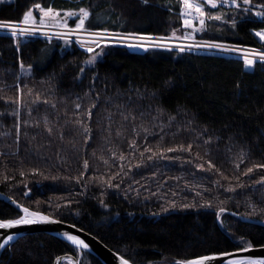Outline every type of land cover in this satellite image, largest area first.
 <instances>
[{"label":"trees","instance_id":"obj_1","mask_svg":"<svg viewBox=\"0 0 264 264\" xmlns=\"http://www.w3.org/2000/svg\"><path fill=\"white\" fill-rule=\"evenodd\" d=\"M37 2L64 10L89 7L93 15L90 22H86V27L91 30L106 28L115 33L133 32L161 37L169 35L174 27L181 26L178 0H149L148 4H143L141 0H12L0 3V20L18 21L22 13ZM253 3H264V0H253ZM218 10L224 11L223 6L215 11ZM240 13L244 19L236 16V29L226 26L218 34L212 30L213 36L205 39L260 48L261 44L253 32L264 29V17ZM19 45L20 52L17 53L9 35L0 33V86L15 82L12 73L19 71V60L25 66L34 65L31 79H25L21 74V80L30 87L34 84L41 87L37 82L52 73L56 74L54 83L58 84L56 109L40 105L30 116L29 109L23 107L22 121H42L47 114L53 123L59 121L62 124L64 112L67 111L69 116L72 114L78 97L83 98L85 108L91 102L85 93L93 99L98 94L99 100L91 121L94 130L91 143L83 146L79 153L61 151V155L67 154L71 159L70 170L66 165L55 166L58 164L57 150L63 149L64 145L48 136L42 122L39 128L26 127L22 123L17 156H0V172H6L10 177L3 182L0 176V195L10 196L32 210L79 226L131 264H174L176 259L226 252L247 247L249 243L252 246L264 245V226L248 220L264 221V212L261 211L264 209V188L257 187L255 192L238 189L235 193H227L212 183L220 179L227 187L228 183L220 176L200 172L194 165L181 163L195 157L197 151L202 153L203 148L194 147L191 157L187 153L175 154L180 156V160H159L151 166L133 167L120 189H105L93 183L85 190L74 181L69 183L62 178H50L76 176L83 170L84 159L91 164V170L85 173L86 178L119 170L118 164L109 168L98 159L104 146L102 137L106 134L102 131L107 124L104 116L106 111L114 112L117 104H126L137 114L148 110L149 106L151 115H156L157 108L164 110L158 121L153 122L150 116L136 121L137 125L143 123L155 135L154 139L149 137L148 145H156L161 134L165 135V147L202 143L212 137L214 162L229 176L233 175L232 165L241 148L251 150L249 161L241 171L253 162H261L264 157V63L257 62L252 70H246L242 59L237 56L155 48L135 51L126 46L113 45L106 48L95 65H83L88 70L81 79H76L80 62L90 54L74 41L65 44L59 38L49 40L45 36H26L19 39ZM45 49L46 54L42 56L41 50ZM13 95V89L0 92V96ZM11 112L12 108L0 100V114H3L0 115V132L13 128L15 120L8 115ZM169 115L176 117L170 128L167 127ZM114 120L113 136L119 127V116ZM161 124L165 126L163 133ZM131 127V124L126 125L128 130L115 141L119 151L126 154L129 151L128 140L137 139L140 151L145 144V134L141 131L137 137L131 132ZM178 127L182 131L173 137L172 133ZM14 135L13 131L7 138L0 136V151L5 150L6 145L16 149ZM74 136L77 140L82 139L77 133L66 131L65 144ZM217 138H220L219 143ZM37 145L45 147L38 153ZM228 146H232L231 152H226ZM41 154L47 159L41 158ZM104 156L111 164L110 153L105 152ZM20 160L24 161L22 166ZM138 162L139 151L124 161L125 170L128 164ZM5 163L7 170L3 167ZM20 167L25 171L38 167L49 179L32 175L21 177L17 171ZM153 173L156 175L153 176ZM260 175L264 172L254 174L252 179H259ZM116 182L119 183L120 179L117 178ZM244 183L250 184L251 181L245 180ZM25 184L31 189L29 197L23 195L28 190ZM80 192L84 195H75ZM173 192L178 195L173 196ZM197 192H200L199 196ZM69 196L74 199L71 207L56 211L55 204L63 205L64 198ZM101 199L107 207L101 205ZM171 200H175L177 207L162 212L161 208L168 207L167 201ZM205 201H210L213 206L181 207L182 204L199 205ZM221 201L224 203L221 204ZM249 201L256 207H251ZM219 207H224L226 212L218 221L216 212ZM20 214L14 205L0 199V219H12ZM68 252L76 256L80 264H101L85 250L77 251L70 243L40 232L22 236L7 245L0 256V264H52L58 255ZM62 264L69 263L64 261Z\"/></svg>","mask_w":264,"mask_h":264},{"label":"snow or ice","instance_id":"obj_2","mask_svg":"<svg viewBox=\"0 0 264 264\" xmlns=\"http://www.w3.org/2000/svg\"><path fill=\"white\" fill-rule=\"evenodd\" d=\"M143 4H148L149 0H141ZM0 3H4V0H0ZM232 5V11L234 15L228 17L227 12L225 11H216L215 14L212 10H217L219 7L224 5ZM179 5V18L182 22V29L184 30L183 36H177V29H173L171 36H161L155 37L151 34H141V33H115L111 32L106 28H97L96 30H91L86 27V22H90L92 18V11L89 7H79L77 10H64L57 9L51 5L44 6L42 2H37L31 5L27 10L22 13V17L18 21L10 20H0V31H5L8 33L9 38L13 41L15 45V50L17 53L20 52L19 39L21 37L33 36L36 34H41L47 37L49 40L52 39V36L62 39L65 44L70 43L71 37H76L77 43L81 48H84L85 51L90 54L88 58L79 65V73L77 74L76 79H81L83 74L86 73V69L83 65L93 66L95 65L97 58L101 53L97 52V48L107 47L110 43L116 42L120 44H127L128 47L140 48L144 51L149 49H168V50H178L184 52L186 49H216L225 53H237L241 54V59L245 68H252L256 65L257 62L264 63V29L255 30L253 32L254 37L258 38L261 47L260 48H248L241 47L238 45H226L219 40H206L202 43H195L194 33L198 32H207L209 30H214L217 33H222V27H215L216 22H220L221 25H227L232 29L237 28V19L236 16H240L241 19H244V16L241 15L240 9L243 7L244 14H251L255 17H264V3L254 4L253 0H178ZM170 10V9H169ZM38 12V17L34 13ZM75 18L74 26L69 25V20ZM177 40L183 41L184 43H176ZM133 41L135 43H133ZM46 49L41 50L42 56L46 54ZM19 71L17 73H12L15 77V82L13 84L3 83L0 86V92H4L6 89H13V96H0V100H3L12 108V112L8 113L11 115L15 123L12 129H9L7 132H0V136L7 138L14 131L15 135L13 138V144L16 145V149L13 150L10 145L5 146V150L0 151V156L5 158L16 157L19 151V145L21 141V124L23 123L26 127H36L39 128L41 122L45 132L49 137L56 138L64 145L63 149H58L56 153V159L58 164L55 166H67L68 170L71 169V159L65 154L61 155V151L67 153L69 150L79 153L83 146L89 145L93 139V128L91 126V121L93 119L94 110L98 106L99 95L93 99L89 96V93H85L91 102L85 108L83 104V98L78 97L77 102L74 103V111L69 116L68 112H64V121L59 123L56 121L53 123L52 120L48 118V115L34 121L23 120L21 119V108L27 107L29 109V115L36 110L40 105H46L51 107L53 110L56 109V97L55 93L58 88V84L54 83L57 79L56 74L52 73L51 75L45 77L44 79L38 81L37 83L41 87H37L36 84L29 86L23 80H21V74L25 79H31L33 76V64L27 66L24 65L22 60L18 61ZM63 72V69L61 70ZM2 83V82H0ZM239 87V85H237ZM156 115H151V106L148 110L140 111L137 114L136 110H129L126 104H117L115 106V111H106L104 119L107 121V124L102 128V131L106 134L102 137L104 141V146L101 148V155L98 158L105 166L111 168L118 164V171L114 173H106L98 176H92L91 178H86L85 173L91 170V164L88 159L83 160L82 171H79L76 176L67 175L64 177L60 176H51L52 180L64 179L66 182H75L77 185H82L86 190L90 184H98L105 189H120L124 178L129 176V172L133 167L141 168L144 166H151L152 163L159 160H180V156L175 155L177 153H187L190 157L194 147L199 149L203 148L204 151L201 153L197 151L195 157L191 159L182 160V164L194 165L195 169L204 173H211L213 175H218L222 178L223 181L228 183L227 187H224L220 179L213 181L212 183L219 188H222L224 192L235 193L237 190L241 191H252L255 192L257 187L264 188V175H260L259 179L253 180L252 177L254 174L264 172V157H262L261 162H253L251 166L247 167L245 170L241 171L243 165L248 163L250 158V149L241 148L237 153L235 161L232 165V176L225 175L221 168L217 167L214 162L215 157L212 155V144L213 138L209 137L206 140H203L202 143L189 142L187 145L184 143L177 144L173 147H165V135H160V140L156 145H148L147 140L149 137L155 138V135L150 132V129L146 127L143 123L140 125L136 124V121L144 120L146 117L150 116L153 122L158 121L164 115V110L162 108H157L155 110ZM3 115V114H0ZM57 115H59L57 113ZM119 116V127L117 128L115 135L112 133V125L116 123L114 117ZM176 117L169 115L168 121L169 124L167 127H171L175 122ZM191 124V121L188 122ZM131 124V132L135 136H139L142 131L145 136V144L140 151L141 145L138 143L137 139H131L127 141L128 154L123 151H119L116 147L115 141L119 140L125 131L128 129L126 125ZM153 126H156L153 124ZM161 132L163 133L164 125H159ZM71 131L77 133L81 140H77L74 136L72 139L67 141L65 144V132ZM182 131L181 128H177L175 133H172V136L175 137ZM26 135V134H25ZM35 140V137H32ZM217 138L216 142L219 143ZM111 145V147H109ZM50 146V145H49ZM45 145H37V152L41 148H44ZM232 146L226 148V152H231ZM139 151V162L135 165L128 164L127 170H125L124 161L129 158V155H132ZM110 153L111 164L108 158H105L104 153ZM173 154V155H169ZM93 156H96L95 151ZM41 158L43 157L41 154ZM195 161H202L200 163H195ZM19 164L22 166L24 164L23 160L19 161ZM206 165V166H205ZM5 170H7V164L3 165ZM19 176L26 177L28 175L32 176H41L43 179H49L48 176L44 174L38 167H33L27 171L23 167L17 169ZM156 173H153L155 176ZM0 176L3 177V182H7L10 177L6 172H0ZM117 178L120 179V182L117 183ZM245 180L251 181L250 184L244 183ZM233 181L235 183L233 184ZM37 183H40L37 181ZM134 183H137L134 181ZM24 187L28 189L23 193L25 197H29L31 189L28 188V185L25 184ZM131 191V187L128 189ZM210 191V190H205ZM75 195L82 196L83 192L76 193ZM104 193H101L103 196ZM156 195V193H152ZM173 196L178 195V193L173 192ZM197 196L200 195V192L196 193ZM12 205H15L16 209L22 213L17 218L14 219H0V229L2 230H11L18 228L20 226L34 225L38 223L45 224H59L62 221L60 219L54 218L52 215H45L41 211L30 210L29 207L24 206L23 204L17 203L12 197H6ZM65 203L63 205L57 203L55 204V210L59 211L61 208H70L74 202L72 196L64 198ZM264 199V197H262ZM78 203V201H75ZM39 203V202H38ZM102 206L107 207L103 199L100 200ZM224 202L221 201V204ZM250 206L255 208L256 204L249 201ZM168 207H162V212L169 211L170 208H176L177 204L175 200L167 201ZM51 206V205H50ZM213 205L210 201H205L202 204H182L183 208L190 207H203L211 208ZM264 212V209H261ZM226 212L224 207H219L216 212L217 220L219 221L221 215ZM235 215V214H233ZM223 227V223L221 222ZM71 227H75L72 225ZM64 240L69 242L74 248L78 251L81 249H87L89 245L81 239L78 235L71 234L67 231L61 233ZM14 239V235L5 233L3 236H0V248H5L9 243ZM242 239V238H241ZM252 248V245L249 243L247 247L239 248L238 252H249ZM232 257L228 260V264H264V258H252V257H240L237 256V253H221V254H205L196 256L193 258L187 259H176L174 264H210L212 261L218 260L220 257ZM59 259V258H58ZM69 264H80L79 260H74L69 257ZM119 264H130L129 260L125 259L123 256L119 257Z\"/></svg>","mask_w":264,"mask_h":264},{"label":"water","instance_id":"obj_3","mask_svg":"<svg viewBox=\"0 0 264 264\" xmlns=\"http://www.w3.org/2000/svg\"><path fill=\"white\" fill-rule=\"evenodd\" d=\"M0 199L8 201L6 199V197L3 195H0ZM8 202H10V201H8ZM30 210H32V209H30ZM33 211H35V210H33ZM44 214L48 215L46 213H44ZM12 219H14V218H12ZM248 220L252 223L264 226V221H262V220H250V219H248ZM61 221L62 222L59 224L38 223V224H34V225L20 226L18 228L11 229V230L0 229V236H3L5 233L12 234V235H14V239L11 242H13L22 236L40 232V233H46V234H49V235H52V236H55V237H58V238L64 240L61 233L64 231H67L71 234L78 235L81 239H83L89 245V247L87 249H82V250H85L86 252L91 254L93 257H95L97 260H99V262L101 264H119V257H121V255L119 253H117L116 251H114L113 249L109 248L105 243H103L95 235L89 233L88 231L80 228L79 226H77L75 224L68 223V222L63 221V220H61ZM72 225H75V227H71ZM4 249L5 248H0V256H1ZM237 250L238 249L230 250V251H226V252H220V253H211V254H217L218 255L221 253H237V256H240V257L264 258V245L252 246V248L249 252H238ZM69 257L73 258L74 260H79L76 256H74L73 254L68 252L65 254L58 255L53 260L52 264H62V262H64V261L69 262V260H68ZM231 258L232 257H227V256L220 257L218 260L210 262V264H228V260Z\"/></svg>","mask_w":264,"mask_h":264},{"label":"rangeland","instance_id":"obj_4","mask_svg":"<svg viewBox=\"0 0 264 264\" xmlns=\"http://www.w3.org/2000/svg\"><path fill=\"white\" fill-rule=\"evenodd\" d=\"M12 0H4V2H11ZM228 6H232L231 4H229V5H224L223 6V8H224V11L225 12H227V15H228V17H232L233 15H234V12L231 10L232 8H229ZM215 11V10H214ZM218 11H223V10H218ZM216 12V11H215ZM215 12H213L214 14H215ZM240 12H242L243 13V7L240 9ZM35 15H37V17H38V12H36V13H34ZM244 14V13H243ZM245 15H251V14H245ZM74 23H75V18H72V19H70L69 20V25L70 26H74ZM227 25H221L220 24V22H216V25H215V27H222V28H225ZM173 29H177L178 31H177V36L179 37V36H183L184 35V30L182 29V22H181V26H179V27H177V28H173ZM173 29H171L170 31H169V35H167V36H171V33H172V30ZM216 32V31H215ZM214 32V35L215 36H217V34ZM0 33H5V34H8L7 32H5V31H0ZM33 36H43V35H41V34H36V35H33ZM167 36H165V37H167ZM194 36H195V43H202L203 41H206L207 39H205V37L207 38V37H211V36H213V31L212 30H209V31H207V32H198V33H194ZM52 37H54V38H57V37H55L54 35L52 36ZM70 40H72V41H74L79 47H80V45L77 43V41H76V37H71V39ZM133 43H135L134 41H133ZM176 43H184L183 41H180V40H177L176 41ZM224 43V42H223ZM226 45H229V46H231V45H233V44H229V43H225ZM113 45H121V46H126L127 48H129V49H131V50H135V51H144V50H142V49H140V48H136V47H128L127 46V44H120V43H116V42H112V43H110L107 47H109V46H113ZM235 45V44H234ZM239 46V45H238ZM107 47H101V48H97L96 49V51L97 52H99V53H101L100 55H99V57L97 58V61L98 60H100L101 58H102V56H103V54H104V52H105V50H106V48ZM242 47V46H241ZM249 48V47H248ZM154 49V48H153ZM163 50H168V49H163ZM174 50V49H173ZM186 50H190V51H192V52H214V53H219V54H224V55H229V56H237V57H240L241 58V54H237V53H225V52H221V51H219V50H216V49H186ZM87 66H89V65H87ZM244 66V65H243ZM245 68V67H244ZM254 67H252V68H245L246 70H252ZM68 262V261H67ZM69 263V262H68Z\"/></svg>","mask_w":264,"mask_h":264}]
</instances>
